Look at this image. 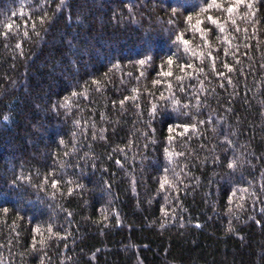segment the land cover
<instances>
[{"label":"trees","instance_id":"obj_1","mask_svg":"<svg viewBox=\"0 0 264 264\" xmlns=\"http://www.w3.org/2000/svg\"><path fill=\"white\" fill-rule=\"evenodd\" d=\"M0 264H264V0H0Z\"/></svg>","mask_w":264,"mask_h":264},{"label":"clouds","instance_id":"obj_2","mask_svg":"<svg viewBox=\"0 0 264 264\" xmlns=\"http://www.w3.org/2000/svg\"><path fill=\"white\" fill-rule=\"evenodd\" d=\"M5 119H7V117H5Z\"/></svg>","mask_w":264,"mask_h":264}]
</instances>
